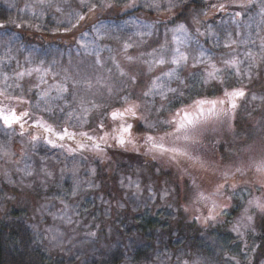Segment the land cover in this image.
I'll list each match as a JSON object with an SVG mask.
<instances>
[{
    "label": "rangeland",
    "instance_id": "374dc122",
    "mask_svg": "<svg viewBox=\"0 0 264 264\" xmlns=\"http://www.w3.org/2000/svg\"><path fill=\"white\" fill-rule=\"evenodd\" d=\"M123 1L0 0L8 20L21 24L0 28V109L30 113L23 129L0 121V226L24 225L45 264H264V212L248 208L249 200L264 198L255 169L264 158V0H204L207 7L196 10L181 8L190 0ZM220 3L223 11L212 8ZM177 49L187 56L179 64L172 63ZM35 67L51 71L15 75ZM214 69L218 79L207 75ZM61 83L68 92L56 91ZM233 88L245 91L234 118L204 126L188 147L194 159L147 152L144 135L182 147L165 136L173 128L162 122ZM125 97L141 105L144 121L133 133L139 151L109 139L112 147L98 154L80 133L109 132L117 123L110 113L126 106ZM47 126L52 133H43ZM65 127L74 131L71 142L55 138ZM225 179L212 199L217 211L226 207L204 223L212 202L196 194L209 195ZM247 215L250 227L233 231L249 223L241 220Z\"/></svg>",
    "mask_w": 264,
    "mask_h": 264
},
{
    "label": "snow or ice",
    "instance_id": "6c2138e0",
    "mask_svg": "<svg viewBox=\"0 0 264 264\" xmlns=\"http://www.w3.org/2000/svg\"><path fill=\"white\" fill-rule=\"evenodd\" d=\"M101 3H103V0H101ZM241 7H245L244 4H240ZM97 7L96 4H92L89 8V11H92ZM104 7L110 8L112 7L111 3L104 4ZM157 8L160 6L157 4ZM171 7V5H170ZM212 8L216 9L217 11H223L226 8V5L224 3L220 4H213ZM170 10V8H169ZM236 16H240L241 13L237 12L235 13ZM84 16H78L77 23H79L80 20H83ZM16 24L17 27H20L21 24H17L16 21L9 19L8 21L0 22V28L4 27L5 24ZM38 27V26H37ZM67 30V29H66ZM177 31H184V26L180 25L177 29ZM11 39V38H10ZM129 47V45H125V48ZM178 55L173 58L172 63L179 64L181 60H187V56L184 53H181L179 49L176 50ZM248 56H251V53L247 54ZM129 60L132 59V57H128ZM160 64L165 63L163 59H160L157 61ZM226 63L229 66L236 65V61H226ZM41 65H43V61L40 62ZM50 68H43V67H35V68H28L24 71H19L15 75L18 79H22L24 76H31L33 72L40 73L44 72L47 74L50 72ZM219 70L214 69L212 72H208V77L211 79H218L217 72ZM237 72H239V69L237 68ZM123 75V73H122ZM165 75L171 76L172 73H166ZM8 77L5 75V80ZM69 77H65V79H68ZM42 79V78H41ZM157 80H159V77H157ZM207 82V81H205ZM223 83V81H221ZM91 87V85H88ZM19 87V85H17ZM154 88H161L162 85L155 84L153 85ZM68 87H66L63 83L56 86V91L58 93H65L68 92ZM151 89L149 92L143 93L144 96H148L151 93ZM169 92H176V89L169 88ZM161 97H165L166 94L163 90L159 92ZM0 95H6V93L3 90H0ZM45 96L47 93L44 94ZM245 96V91L243 88H233L231 91L225 89L223 93V98H216V99H197L192 102L191 105H188L184 108L177 109V111L172 115L171 119L165 120L162 123L166 124L173 128L172 132L165 133V136H174L176 141H182L183 146H173V147H165V144L163 143L164 137H161L159 140H157L156 137L153 135H144V143L147 146V152H160V153H169L171 155L172 160H177L180 157H184L187 159H194L188 151V147L190 145H194L199 142L198 135L201 132V130L204 128L206 124H208L210 121H230L234 118L235 109L238 107L237 100L240 98H243ZM8 99H12L11 97H8ZM19 102L23 103L24 101H21L19 97L16 98ZM255 99V97H253ZM124 106L122 109H114L110 115L114 122H117V127L112 130L111 133L105 132L103 136L100 137H93L89 136L85 132H81L80 135L82 137H86L87 140L92 141L91 148L95 150L98 154L103 153L105 150V147H112L111 144H108V140L111 139L115 142V145L117 147L125 148L127 150V146L131 145L132 150L139 151V147L136 145L137 136H135L133 133L141 131L140 124L144 121L143 115H138V112L141 108V105L136 103L135 101L129 100L127 97L123 100ZM87 111V109L85 110ZM30 116V113L28 111H22L19 114H17L16 110L14 108H8L6 110L0 109V120L3 121V124L7 127H12L13 124H19L21 129L24 128V124L27 122V119ZM132 119L135 121V123H130L128 120ZM39 123V122H37ZM41 127H44V125H40ZM101 129L104 128V124L101 123L99 126ZM148 128L154 127L153 125L149 124L147 125ZM45 131L52 133L53 128L51 126H47L45 128ZM23 132H21V135ZM74 134L67 132L65 129L63 134L60 136L61 139L64 138V136H68L69 138H72ZM33 140H36L37 137H32ZM47 142L49 144H53L54 141L52 139H47ZM87 147L86 144L80 143L79 148H85ZM69 151H75V149H69ZM147 154V153H146ZM155 159L156 157L153 156ZM201 166H203V163L201 162ZM255 169L256 172L261 175L262 178H264V158L259 160L255 163ZM237 172H241V168L236 169ZM229 173L227 171L224 172V176L227 178ZM227 184V179H225V183L218 184L216 186V189L214 192L210 193L209 195H205L204 192H198L196 194V200L201 202H212V207L209 209L208 215L203 218V222L207 223L209 221H215L217 216L220 215L226 205L219 206V211H217V204L215 200L212 199V197L218 193H221V190L225 188V185ZM261 187H264V183L261 184ZM232 189L236 188L235 184L231 185ZM230 199V197H229ZM248 208H255L259 210L260 212H264V198L255 197L248 201ZM248 208H245L244 212H248ZM187 211V209H185ZM196 219H201V217L197 216ZM247 220L249 223L245 225L238 224L233 228V231L240 232V227H250V222L252 221V216H242L241 220ZM184 264H188L187 261L184 262Z\"/></svg>",
    "mask_w": 264,
    "mask_h": 264
},
{
    "label": "trees",
    "instance_id": "16d2710c",
    "mask_svg": "<svg viewBox=\"0 0 264 264\" xmlns=\"http://www.w3.org/2000/svg\"><path fill=\"white\" fill-rule=\"evenodd\" d=\"M110 1L112 3L124 2L123 0H110ZM207 5L208 4L206 2H204V0H190L189 4L181 6V8H183V7L188 8V7L192 6L193 8H195L194 10H196V8H199L202 6L207 7ZM135 10H136V8L130 9L126 13H132L133 14L135 12ZM155 16L158 18V16L156 14H155ZM178 17H181V15H177V18ZM0 20L8 21V15L2 6H0ZM160 20H161V17H160ZM169 23L172 24L173 23L172 20H170ZM8 25H11V24L9 23ZM160 25H167V23L165 24V22H161ZM0 103H4V102H0ZM0 121L3 124V121L2 120H0ZM12 126L17 127L20 125L19 124H13ZM65 129L67 130V128H64V130ZM34 130H36V129H34ZM43 131H44L43 133L49 134V132L45 131V129H43ZM63 132L58 136L55 135V138L59 141L64 140L67 142H71V139L73 137L69 138L68 136H64L63 139L60 138V136L63 134ZM67 132L70 133V132H74V131L68 129ZM2 228L4 230H6L7 234H6V237L0 236V264H45L48 262V261H46V259L42 258V256L40 255V253L37 252L36 249H34L30 246L29 237L27 234V230L24 228V225H22L20 223L13 224L9 229L6 227H1L0 233L2 231Z\"/></svg>",
    "mask_w": 264,
    "mask_h": 264
},
{
    "label": "flooded vegetation",
    "instance_id": "af4514ba",
    "mask_svg": "<svg viewBox=\"0 0 264 264\" xmlns=\"http://www.w3.org/2000/svg\"><path fill=\"white\" fill-rule=\"evenodd\" d=\"M202 99V98H201ZM206 99H209V98H206ZM128 122H130V123H134V121L132 120V119H130L129 118V120H128ZM105 127V126H104ZM117 127V123L116 124H112L108 129H111L108 133H111L112 132V130L114 129V128H116ZM66 128V127H65ZM67 130H68V128H67ZM107 129H104L100 134L103 136L104 135V133H105V131H106ZM107 132V131H106ZM89 133V132H88ZM101 135H99L98 137H100ZM90 136V135H89ZM85 142V141H84ZM108 143H112V142H110V141H108ZM45 144H47V145H49L50 146V144H48V142H45ZM89 144L91 145L92 144V141H89ZM114 144H115V142H114ZM89 146V145H88ZM51 147V146H50ZM53 148H55V147H53ZM110 148V147H109Z\"/></svg>",
    "mask_w": 264,
    "mask_h": 264
}]
</instances>
